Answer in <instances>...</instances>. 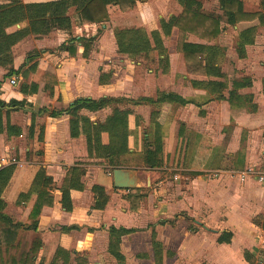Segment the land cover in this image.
<instances>
[{"label": "crops", "instance_id": "crops-1", "mask_svg": "<svg viewBox=\"0 0 264 264\" xmlns=\"http://www.w3.org/2000/svg\"><path fill=\"white\" fill-rule=\"evenodd\" d=\"M44 1L50 0H41V2ZM199 1L202 10L205 11V3L202 4L203 0ZM241 1L246 12H258L261 9V0H249L255 6L253 10H247V8L250 9L249 5L245 0ZM213 3L217 4L219 10L218 0H213ZM182 9L178 0H135L133 8L124 12L116 5L107 6L108 16L111 11H117L124 25L123 28H141L147 34L157 31L164 48L165 38L170 36L175 40L173 52L166 53L167 64L161 61L163 56L156 51V55L163 63V69L159 71V79H166L165 83L158 80L159 84H157L155 75H152L154 71L148 69L145 80L139 78L142 86L137 85L134 77L128 79L126 75L123 77V74H121V79L116 78L118 84L115 83L116 86H113L111 80H114L118 72L127 73L129 69L123 65L134 64L132 60L135 58L117 53L114 38L115 27L112 29L108 26L109 18L104 23L80 25L78 20L69 13L71 16L70 31L53 30L48 35L38 37L29 35L11 48L13 57L11 68L14 70L26 63L29 53L37 52V68L29 75L28 82L33 81L39 84V81L31 79V76L37 72L40 78L45 74H51L57 81L52 91L45 89L44 84L41 83V104L39 105L36 100L39 90L31 96H23L18 89L10 90L11 85L4 83L5 79H9L5 75L10 66H0V100L8 103L12 99L18 101L25 99L29 104L25 108L11 111L8 117L5 112L10 108H2L4 129L0 133V168L9 165L11 160L14 161L16 154L25 156L29 153L28 149L17 148L14 144L16 140L28 135L27 137L35 139L37 144H41L39 165L26 161V158L18 165L12 163L15 169L2 194L6 202L5 214L15 223L26 225L35 196H32L28 203L16 206L18 195L29 190L40 167L53 180V207L43 208L36 232L25 230L19 232V238L28 234L31 237L28 242L24 241L23 237L21 238V246L16 251V256L29 251L33 237H39L42 246L34 257V264H39L41 261L43 264L51 263L57 249L70 253L69 264H76L74 261L76 257H82L88 264H155L151 244L154 239L162 247L161 264H201L202 261L206 264H236L238 256L240 264H249L245 260L244 252L250 253L251 258H254V264H264V247L261 244L264 240V182L258 181V177L264 174V64L259 68L263 72L261 79L253 77L250 74L252 72H246L251 84L249 87L238 89L240 95L250 96V105L254 106L253 109L248 105L243 110L232 108L227 100L206 102V91L194 87L191 81L218 80V78L189 74L183 55L176 51L177 29L173 27L168 35H165L161 29V20L168 22L172 17H177ZM69 12L74 13V9H70ZM217 14H221V11ZM240 25L245 26L243 29L252 26H256V29L257 27L264 29L257 19L251 22H241L236 26ZM23 26L24 24L16 25L8 32ZM88 27H95L96 33L81 35V31ZM79 32L80 35L77 34ZM90 36H96V38L87 58H83V46L79 42L74 44L73 55L58 49L71 37L77 39ZM256 36L258 35L255 32L251 45L255 43ZM105 37H110L111 47L117 54L122 55L120 56L122 57L121 69L118 72H115V69L119 66L110 67L104 64ZM185 41L196 44H214L213 41L207 43L190 34H187ZM251 45L245 46L244 58ZM235 53L239 58L237 52ZM126 58L129 61L125 60ZM175 60L181 63L178 68L173 66ZM108 72L111 73L109 81L100 83L101 74ZM221 72L224 74L222 70ZM231 82L232 80L228 89L231 87ZM159 93L176 95L188 103L182 106L169 100L158 101ZM227 95L228 93L224 92V96L227 97ZM105 97H120L132 101L140 98L155 100L154 104L142 102L116 105L120 110L130 111L128 115L129 153L120 156L119 161L126 165L122 164L123 166L119 168L132 169L137 172L140 185L138 189L145 197L136 211L129 209V202L126 198L129 190L115 188L112 179L108 178L109 166L104 163L96 164L104 160L87 157L84 137H70L67 114L52 118L46 113L40 115L36 113L42 108L65 109L81 98ZM175 107H178L179 111L181 109L182 112L194 110L198 126L192 127L186 117H178L177 113L174 114ZM152 111L157 113L156 121L160 125L158 130L151 122ZM18 112L27 114L28 119L25 124L20 125L14 120ZM111 112V107H105L96 111L81 109L79 114L89 118L93 123H102ZM33 113L35 116L32 125ZM7 121L10 125L19 127L21 134L9 135L6 131ZM182 126H186V129H181ZM191 129L197 131L198 138L204 143L208 138L214 137L221 141L226 139L227 144L225 147L219 146L220 142H215L212 146L203 144L200 148L203 156L201 161L198 159L197 167L193 164L189 168V171L198 173L193 179H188L189 181L184 183H175L173 184L175 188H169L165 184L162 187L159 186V189H154L155 192L147 189L146 187L156 186V182L159 185L168 182L166 177L162 179V175L167 166L172 167L174 160L175 162L179 160L180 148L175 157L173 148L166 150V140L182 139L184 133H191ZM157 132L165 140L163 161L166 166L150 170L144 167L142 160L144 141L147 139L152 143ZM242 138L245 139L244 146H240ZM101 141L104 145L112 144L114 142L113 133H102ZM208 156H210L208 163L212 160L215 162L214 165L220 162L223 166L204 169ZM137 159L140 165L134 163ZM181 160L183 162L182 157ZM77 163L83 165L81 167L85 169V174L81 179L83 190L70 191L72 209L67 212L60 204V188L67 168ZM206 171L211 172L214 179H204L202 173ZM242 176H244L243 180ZM94 185L104 187L108 195V202L103 210L92 208L94 203L92 187ZM10 204L16 206L14 214L8 211ZM225 211H229V217L226 221H220ZM19 212L22 215H19ZM162 221H164L163 224L159 223ZM190 221L197 225L196 228H202L203 231L191 229L188 225ZM110 227L134 229L133 232L120 238V253L124 257L123 261H117L108 252ZM224 231L231 232L232 238L229 243H218L217 239ZM249 234L257 236L255 241L253 240L254 248L252 251L243 250L241 256L238 249L240 246L244 248L243 245L250 242L251 239L247 237ZM236 235L239 236V240L234 242ZM168 252L170 255H167Z\"/></svg>", "mask_w": 264, "mask_h": 264}, {"label": "trees", "instance_id": "trees-1", "mask_svg": "<svg viewBox=\"0 0 264 264\" xmlns=\"http://www.w3.org/2000/svg\"><path fill=\"white\" fill-rule=\"evenodd\" d=\"M182 6V12L177 17H172L168 22L160 21L161 29L165 35H168L173 27L178 31L176 42V51L183 55L186 70L192 75H201L208 78H218V80H192L194 87L204 89L207 93L206 102L212 100H227L230 107L238 108L254 106L250 105V96L240 95L238 89L249 87L250 78L234 79L231 87L225 80L221 72L219 61L221 59L220 48L215 44H196L185 41L187 34L193 35L207 43L215 40L226 28V26H236L241 22H251L258 20L260 26L264 27V0L260 1V11L246 12L241 0H218L221 14L215 12H205L199 0H178ZM116 5L124 12L130 10L135 5V0H50L44 2L23 3L15 0L9 1L0 8V66L9 67L5 77L21 76L22 81H17L18 91L23 96H31L38 92L39 85L36 82H28V77L34 73L37 68V52L33 51L28 54L26 63L21 65L17 70L11 68L12 52L11 48L29 35L45 36L53 30L70 31L71 16L70 9H74V17L80 25H91L104 23L108 20L107 6ZM24 24L20 29L8 32L9 29L15 28L16 25ZM256 26L243 29L236 43V52L239 58L245 56V46L251 45L254 40ZM96 36L90 37H71L62 43L58 49L67 51L73 55L75 52V43L79 42L83 46L82 56L87 58L91 51L92 43ZM114 38L117 46V53L127 55L131 58L148 56L151 51H157L162 55V62L167 64L166 50L163 47L162 40L157 31L149 34L141 28H121L114 30ZM111 73L101 74L100 83H107ZM221 79V80H219ZM44 88L50 91L57 85L56 78L51 74H45L41 78ZM264 87V82H263ZM227 91V97L224 92ZM158 101H171L178 105H185L187 101L180 97L169 94L159 93ZM148 103L154 104L155 100L151 98H140L136 101L127 100L120 97H105L100 99L81 98L75 100L65 109H39L36 113L40 115L46 113L49 117L55 118L63 114L69 116V135L71 138L83 136L88 158H101L104 162L96 164H106L112 174L114 169L122 165L119 161L120 156L129 153L128 148V115L129 110H120L116 105L122 103ZM29 106L28 102L23 99L10 100L5 103L0 100V133L3 126L2 108L9 107L5 114L9 115L11 111H17L20 108ZM105 107H111V114L102 123H93L89 118L80 115L81 109L96 111ZM200 113H202L200 111ZM35 114H32V122ZM157 113L152 111L151 122L159 128L156 121ZM8 117V116H7ZM32 129V128H31ZM42 130V129H40ZM6 131L10 135H20L21 130L17 126L10 125L7 121ZM110 132L114 135V142L109 145L102 144L101 134ZM39 140H41L39 138ZM147 140V139H146ZM144 141L142 160L146 169L154 170L163 166V138L156 133L155 140L150 143ZM80 163L67 168L65 178L61 185V207L69 212L72 209L70 197L71 190H83L82 177L85 169ZM15 165L9 164L0 168V264H34V257L37 255L39 248L42 246L39 237H33L29 251H24L16 256V251L21 246L19 232L21 230L36 232L39 217L43 208H51L54 204L53 180L45 174V170L40 167L36 172L31 186L26 193H20L15 202L16 206L29 202L32 196H35L31 210L28 215L26 225L15 223L8 215L5 214L6 202L2 198L4 189L7 187L11 176L14 172ZM198 173H195V175ZM94 195L93 209L103 210L108 202V195L104 187L94 185L92 187ZM145 195L140 189H130L127 194L130 211H136L139 203ZM161 224L164 221L159 222ZM264 226V225H263ZM134 229H125L110 227L108 252L117 261H123L124 257L120 253V242L123 235L133 232ZM232 238L231 232L224 231L220 234L218 243H229ZM155 264L162 263V247L154 239L151 242ZM167 255H170L169 252ZM245 260L249 264H254L249 252H244ZM76 264H88L82 257L74 259ZM70 253L63 249H57L54 259L49 264H69ZM39 264H43L41 261Z\"/></svg>", "mask_w": 264, "mask_h": 264}, {"label": "rangeland", "instance_id": "rangeland-1", "mask_svg": "<svg viewBox=\"0 0 264 264\" xmlns=\"http://www.w3.org/2000/svg\"><path fill=\"white\" fill-rule=\"evenodd\" d=\"M10 1V0H0V8L4 5L5 2ZM18 2H37V1H41V0H15ZM175 1V0H174ZM246 3L249 5V8H247V10H253L255 8V6L253 4L250 3L249 0H245ZM244 1V3H245ZM204 9L206 12H215V13H219L220 11L217 8V4L213 3V0H203L202 4H204ZM73 17H74V13L69 12ZM117 11H111V13L109 14V20H108V26L110 28L114 30L115 29H121L124 27L123 23L120 21V18L118 16ZM111 18V20H110ZM74 25V23H73ZM244 25H240V26H236V27H227L224 29V31L220 34V36L213 40L212 43H214L215 45H217L220 48V52H221V59L219 61V66L221 68V70L224 72V77L226 82L228 83V85H230V81L234 80V79H241V78H248L246 75V72H252L250 73L253 77L257 78L258 80L261 79V77L263 76V72L259 69L263 64H264V29L257 27L256 29V34L258 36H256L255 39V43L251 46H249V48L247 49V55L246 58H238L236 55V43H237V37L239 35V33L242 31V29L244 28ZM109 28V29H110ZM126 28V27H125ZM74 31V28L72 30V32ZM111 31V30H110ZM96 33V29L95 27H88L86 29H83L81 31V35H91ZM110 33V32H109ZM73 35V33H71ZM80 35V32L77 33ZM104 64L112 67V66H119V68L115 69V72H118L121 69V61H122V55H119L116 53V51H114V49L111 47V39L110 37H105L104 39ZM175 40L173 38H171L170 36L164 39V46L166 48V53H172L174 50V43ZM48 44H51V42H48ZM106 51V52H105ZM156 51H153L151 53V55H148L146 57H137L134 60H132L133 62H135L134 64L131 65H123L126 66L129 71L127 73H122V72H118V75L116 74L114 80H111V83H113V86H116V78L117 79H121V74H123V77H125V75L127 76V78L129 79V77H134L137 81V85L138 86H142V83L139 82L140 80H145V77L147 75V70L148 69H152L154 71V73H152V75H155V79L157 84H159V81L164 82L166 81V79H159V71H161L163 69V63L159 60L158 55H156ZM121 58V59H120ZM41 60V57L39 59V62ZM128 60L129 59H125ZM159 61V62H158ZM139 64H136V63ZM174 68H178L179 66H181L180 61H174L173 64ZM14 78H16V80L20 83L22 81L21 76H12ZM11 77H9L10 79ZM40 78V74L39 72H37L36 74H34L33 76H31L32 80L35 81H39V92L36 94L38 97H36V100L38 102V104H41V78ZM139 78H141L139 80ZM161 78V77H160ZM9 79H5L4 83H9ZM159 80V81H158ZM153 83V82H152ZM118 84V83H116ZM15 86H10V90H16L18 88H14ZM132 88V87H131ZM227 94V91H225ZM237 109H244L243 107H238ZM178 115V117H186L187 120H189V122H191V126L192 127H197L198 126V122L197 121V117L195 115V111L190 109V111H179L178 107L174 108V114ZM15 117V115H14ZM28 119L27 114H24L22 112H18L17 117L14 119L17 123H19L20 125L25 124ZM185 125V124H184ZM39 126V125H38ZM230 127H228L229 129ZM27 129V127H26ZM181 129L185 130L186 126H182ZM183 134V133H182ZM183 140L182 139H167L166 140V146H165V140L163 139V152H164V146L166 148V150H168V148H173L174 149V153H175V157L177 156L176 153L178 152L179 148H180V152H179V160H174L173 162V166L172 167H166V170L164 171V175H162V179L164 180V178L168 181V182H163L162 184H158V182H156V186L153 185L152 188H148L147 189H151L150 191L155 192L156 189H159V186H163V185H167V187L169 188H175L173 186V184L175 183H184L189 181L188 179H193L195 177V173L193 171H189V168L192 167L193 164H195L194 167H197L196 163L197 160L199 159L201 161V157H203L200 153V148L203 146V144L206 145H214L215 142H220L221 147H225L227 144V140H219L217 138H208L205 143L200 140L198 138L197 135V131H194V129H191V133H184L183 134ZM28 135L24 136L23 138H20L18 140H16V142L14 143L15 146L21 149H28L29 153H26L27 155H23V154H16V157L14 158V161L11 160L10 164L14 163L15 165H18V163H20V161H22L24 158H26V161H30L35 163V165H39V162H41V144H37L35 141V139L27 137ZM244 140L242 138V140H240V146H244ZM143 144V142H141ZM39 154V155H38ZM171 154V153H170ZM174 157V159H175ZM181 157L183 159V162L181 160ZM210 156H208V158L205 161V165H204V169H213L214 167H218L220 168L221 166H223L220 162H216V165H214L215 162H213L211 160V162L208 163ZM190 159V160H189ZM198 160V161H199ZM16 161V162H15ZM137 165H140V161L137 159L134 162ZM177 163V164H176ZM208 163V164H207ZM124 164V163H122ZM169 164V163H168ZM176 164V166H175ZM8 165V164H7ZM126 165V164H124ZM181 165V166H180ZM165 162L163 161V166L161 168H165ZM110 173V172H109ZM204 176V179L209 180V179H214V177L211 176V172H204L202 173ZM140 175H144V174H140ZM109 179H112V174H108L107 175ZM177 176V177H176ZM187 185H185L186 187ZM185 187H183V189H185ZM138 189V188H135ZM155 189V190H154ZM154 190V191H153ZM14 207H16L14 204H10L9 205V213L14 214L16 211L14 209ZM20 209V208H19ZM23 209V207H22ZM225 213L221 218L220 221H226L227 218L229 217V211H225L223 212ZM19 215H22L21 212H19ZM232 215V214H231ZM189 227L192 229H198L200 231H203L202 228H196L197 225L193 222L190 221V223L188 224ZM23 237V240L28 242V240L30 239L31 235H26L25 237ZM21 237V238H22ZM247 237L250 240V242L248 244H245L243 246H245L244 248L240 246V249H238L239 254L242 256V252L243 250H249L252 251L254 248V241L256 239L257 236H253L252 234L247 235ZM253 237V238H252ZM239 240V236L236 235L235 237V241L237 242ZM254 240V241H253ZM254 259V258H253ZM236 264H240V259L239 256L236 259ZM201 264H206V262L202 261Z\"/></svg>", "mask_w": 264, "mask_h": 264}, {"label": "water", "instance_id": "water-1", "mask_svg": "<svg viewBox=\"0 0 264 264\" xmlns=\"http://www.w3.org/2000/svg\"><path fill=\"white\" fill-rule=\"evenodd\" d=\"M112 181L113 186L117 189L130 190L140 187L137 172L132 169H114Z\"/></svg>", "mask_w": 264, "mask_h": 264}, {"label": "built area", "instance_id": "built-area-1", "mask_svg": "<svg viewBox=\"0 0 264 264\" xmlns=\"http://www.w3.org/2000/svg\"><path fill=\"white\" fill-rule=\"evenodd\" d=\"M9 84L11 85V86H16L17 85V80H16V78H10V80H9ZM250 172V171H249ZM243 178H244V176H242L241 177V179L243 180ZM258 181L259 182H264V174H262V175H260L259 177H258ZM262 246L264 247V240L262 241Z\"/></svg>", "mask_w": 264, "mask_h": 264}]
</instances>
